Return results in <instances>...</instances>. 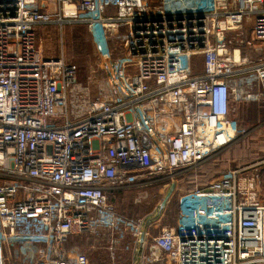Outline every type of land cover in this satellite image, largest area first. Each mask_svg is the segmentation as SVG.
<instances>
[{
    "label": "built area",
    "instance_id": "1",
    "mask_svg": "<svg viewBox=\"0 0 264 264\" xmlns=\"http://www.w3.org/2000/svg\"><path fill=\"white\" fill-rule=\"evenodd\" d=\"M47 24L87 28L85 82L64 55H43ZM260 100L264 0H0V264H92L68 242L93 234L111 264H264L249 168L208 185L223 204L194 233L153 235L154 220L111 202L228 148L246 131L233 106Z\"/></svg>",
    "mask_w": 264,
    "mask_h": 264
},
{
    "label": "rangeland",
    "instance_id": "2",
    "mask_svg": "<svg viewBox=\"0 0 264 264\" xmlns=\"http://www.w3.org/2000/svg\"><path fill=\"white\" fill-rule=\"evenodd\" d=\"M182 8L180 4L169 6L167 10ZM37 43L46 57L64 55L75 65L82 82H85L90 66L96 62L91 35L81 24H65L62 28L57 24L39 26ZM241 106H233V117L246 130L243 137L196 168L182 170L171 176L151 177L147 179L149 182L146 185L112 191L111 202L116 210L133 220H154L153 235L159 234L164 227L194 233L203 224L217 219L223 200L207 192L208 196L200 200L197 210L195 204L198 205V202L195 200L194 204L192 201L191 189L207 190L210 183L228 175L232 169L246 166L252 168L250 173L257 177L254 169H259L258 184L264 190V167L260 165V161L264 160V130L259 133L261 127H264V102L250 101ZM172 184H175V190L163 210H160ZM68 244L70 248L76 247L86 253L92 264H111L105 242L97 235L71 238ZM129 261L121 256L117 263L127 264Z\"/></svg>",
    "mask_w": 264,
    "mask_h": 264
},
{
    "label": "crops",
    "instance_id": "3",
    "mask_svg": "<svg viewBox=\"0 0 264 264\" xmlns=\"http://www.w3.org/2000/svg\"><path fill=\"white\" fill-rule=\"evenodd\" d=\"M241 106V105H240ZM242 107V106H241ZM258 127V126H257ZM260 128V127H259ZM262 130H264V127L262 128L261 127V129L259 130V133L260 132H262ZM243 137V136H242ZM260 137H263V136H260ZM235 142H233L231 145H233ZM230 145V146H231ZM229 146V147H230ZM260 165L262 166L263 165V167H264V160H261L260 161ZM239 167H243V168H249L248 170L250 171L252 168H250V167H246V166H239ZM254 172L256 173V174H258V177H257V175H256V177H257V179L259 180V169L257 168V167H255V169H254ZM260 191H261V194L263 193L264 194V190H262L261 189V187H260ZM194 192V191H193ZM203 192H205V195L204 196H201V197H198L197 199H195V198H191L192 199V201L194 202V204L196 203V202H198V205L197 204H195V207H196V209L198 210L199 209V202H200V200L201 199H206V197L208 196V194H207V191H203ZM262 194V198H263V202H264V195ZM195 200H197L196 202H195ZM203 203H204V201H203ZM203 207V206H202ZM193 216H196V217H198L196 214H193Z\"/></svg>",
    "mask_w": 264,
    "mask_h": 264
},
{
    "label": "water",
    "instance_id": "4",
    "mask_svg": "<svg viewBox=\"0 0 264 264\" xmlns=\"http://www.w3.org/2000/svg\"><path fill=\"white\" fill-rule=\"evenodd\" d=\"M174 190H175V184H172V186H171V189H170L169 193L167 194V196H166L165 200L163 201V203H162V205H161V207H160V210H163V208H164V207H165V205H166V202H167V201H168V199H169V198L172 196V194H173Z\"/></svg>",
    "mask_w": 264,
    "mask_h": 264
},
{
    "label": "trees",
    "instance_id": "5",
    "mask_svg": "<svg viewBox=\"0 0 264 264\" xmlns=\"http://www.w3.org/2000/svg\"><path fill=\"white\" fill-rule=\"evenodd\" d=\"M191 191L193 192L194 190H193V189H191Z\"/></svg>",
    "mask_w": 264,
    "mask_h": 264
}]
</instances>
